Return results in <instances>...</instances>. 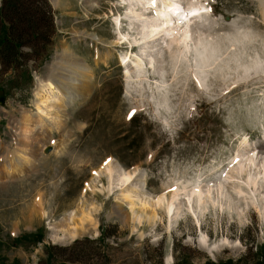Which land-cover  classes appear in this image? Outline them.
I'll return each mask as SVG.
<instances>
[{
    "label": "rangeland",
    "instance_id": "obj_1",
    "mask_svg": "<svg viewBox=\"0 0 264 264\" xmlns=\"http://www.w3.org/2000/svg\"><path fill=\"white\" fill-rule=\"evenodd\" d=\"M200 1L211 5L204 27L220 50L207 78L198 76L195 53H181V45L172 52L163 45L156 68L144 65L141 72L128 73L120 66L129 49L125 41L133 49L134 39L141 37L125 19L124 0H46L55 34L45 55L36 59L25 46L24 68L4 71L0 61L5 95L0 158L15 147L21 112H37V83L45 81L63 48L86 60L95 84L86 100L66 109L65 126L52 132L37 127L36 136L43 129L46 135L34 144L35 166L0 178V264L264 262L256 257L264 249V199L256 192L264 189V179L255 189L247 184L249 170L235 169L239 155L264 144V2ZM115 15L122 17L119 34ZM139 50L136 46L133 52ZM107 54L106 64L101 63ZM245 138L251 146H242ZM109 161L136 175L134 180L112 183ZM140 176L139 193L146 201L180 195L176 217L165 202L157 207L156 220L150 221L146 211L138 212L142 220L135 219L122 193ZM199 185L209 190L204 204L190 202L185 193ZM39 198L44 208L36 206ZM71 210L76 219L92 210L97 228L69 243L56 242L50 228Z\"/></svg>",
    "mask_w": 264,
    "mask_h": 264
},
{
    "label": "bare ground",
    "instance_id": "obj_2",
    "mask_svg": "<svg viewBox=\"0 0 264 264\" xmlns=\"http://www.w3.org/2000/svg\"><path fill=\"white\" fill-rule=\"evenodd\" d=\"M124 4L128 7L125 19L128 22L130 21L132 26H135L134 28H136V31L138 30V34H141V37L140 40L134 39V44H132V47L140 46L139 52L134 53L132 50L129 53L127 51L121 57L120 66L124 65L128 73L132 68L139 72L144 65L156 68L155 64L161 61L159 58H161V50L164 46L172 52L173 46L181 45L182 48L179 49L181 53H186L185 51H193L195 53L196 69H199L202 73L198 76L205 75L207 78V70L213 64H216V60L219 59L217 53L220 50L216 41L206 32L207 29L204 27L207 22L206 14L208 13V6L205 3L200 0H124ZM121 21L122 17L116 16V22L121 25ZM211 52L213 54H210ZM108 56L107 54L105 58L101 59V63L106 64ZM59 57L63 60L61 58V60L55 59L49 67V73L45 81L41 80L37 83L33 104L37 112L32 113L29 110L21 112L17 121L19 138L15 137L13 141L15 142V147L10 151L5 150L2 158H0V178H11L16 174H24L26 170L35 166L36 159L34 160V156L36 151L34 144L36 142L40 143V139L46 135V130L43 131V129L41 136H36L37 127L42 126L45 128L47 126L48 132L59 130V128L65 126L63 122L67 119L64 117L66 109L76 104L79 100H86L89 97L90 91L95 84V75L90 70V65L69 47L63 48ZM180 57H182L181 54ZM160 65L162 66V64ZM199 84L202 85L200 81ZM46 120H51L53 125H49ZM242 146H251L247 138L243 140ZM60 151L61 149H55L54 153L59 154ZM263 154L264 144L255 145V147L248 149L247 153L239 155L241 159L238 158L240 160L237 168H235L237 172L240 171L241 173L249 170V173L246 171L248 173L247 184L248 186L253 184L255 189L258 188L259 183L264 179V172L261 171L262 169L259 166L260 164H262V167L264 166L262 161L264 158ZM118 166L117 163L111 161L106 167L111 177V182L113 183L115 179V182L116 180L120 181L123 185L130 184L136 175L122 171L118 169ZM258 166L260 170L258 169L257 171ZM251 171L254 173L251 174ZM260 173L262 176H260ZM144 176L142 177L144 178ZM140 178L141 176L129 188H124L122 193V197L131 208L135 219L139 218V221L142 220L143 217L138 215V212L146 211L150 221L156 220L157 207L165 204V202H167L166 208L171 218L176 217L182 206V200L179 199L180 195L173 194L170 199L162 195L161 199L157 201H146V195L143 196L139 193L138 183L141 180ZM223 184H217L218 188L223 187ZM207 188L203 189L202 185H199L189 189L190 194L185 193L190 202L197 200L199 204H204L206 202L205 194L209 191ZM259 188L256 189V192L259 191L260 195L258 196L264 199V189L261 191ZM36 202L37 207H43V202L40 198ZM118 209L123 212L124 206L119 205ZM76 218V210H71L67 215H64L60 222L51 226L50 230L53 232V239H56V242L69 243L97 228L92 210L83 211L78 219ZM206 243L207 241L202 239L204 247L207 245Z\"/></svg>",
    "mask_w": 264,
    "mask_h": 264
},
{
    "label": "trees",
    "instance_id": "obj_3",
    "mask_svg": "<svg viewBox=\"0 0 264 264\" xmlns=\"http://www.w3.org/2000/svg\"><path fill=\"white\" fill-rule=\"evenodd\" d=\"M3 11L0 16V33L4 34L0 39V61L4 71L19 70L25 67L20 61L23 47L32 48L36 52L35 58L40 59L52 43L55 23L51 8L46 0H5ZM256 255L258 260L264 258V249Z\"/></svg>",
    "mask_w": 264,
    "mask_h": 264
},
{
    "label": "water",
    "instance_id": "obj_4",
    "mask_svg": "<svg viewBox=\"0 0 264 264\" xmlns=\"http://www.w3.org/2000/svg\"><path fill=\"white\" fill-rule=\"evenodd\" d=\"M5 102L4 91L0 90V103L3 104Z\"/></svg>",
    "mask_w": 264,
    "mask_h": 264
}]
</instances>
